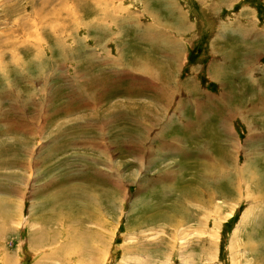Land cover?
Here are the masks:
<instances>
[{
  "label": "rangeland",
  "instance_id": "1",
  "mask_svg": "<svg viewBox=\"0 0 264 264\" xmlns=\"http://www.w3.org/2000/svg\"><path fill=\"white\" fill-rule=\"evenodd\" d=\"M0 264H264V0H0Z\"/></svg>",
  "mask_w": 264,
  "mask_h": 264
},
{
  "label": "bare ground",
  "instance_id": "2",
  "mask_svg": "<svg viewBox=\"0 0 264 264\" xmlns=\"http://www.w3.org/2000/svg\"><path fill=\"white\" fill-rule=\"evenodd\" d=\"M144 28H146V26H144ZM237 29L240 31V34H246V32H247V27H244V26H242L241 24H237ZM251 30V29H250ZM145 33H146V31H145ZM146 34H149L148 32L146 33ZM149 35H151V34H149ZM141 38L142 39H149V38H147V36L146 37H143V36H141ZM146 68V67H145ZM144 71H145V69H143ZM238 151V150H237ZM199 171V170H198ZM211 199V198H210Z\"/></svg>",
  "mask_w": 264,
  "mask_h": 264
}]
</instances>
